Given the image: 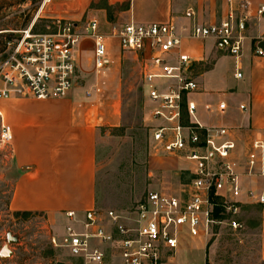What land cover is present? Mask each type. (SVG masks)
Masks as SVG:
<instances>
[{"label":"built area","instance_id":"1","mask_svg":"<svg viewBox=\"0 0 264 264\" xmlns=\"http://www.w3.org/2000/svg\"><path fill=\"white\" fill-rule=\"evenodd\" d=\"M54 0H39L30 23L9 29L0 47V99L24 97L59 99L79 84L76 48L93 38L94 65L99 72L112 63L98 33V21L85 26L58 16L46 19L53 31L37 30L43 12ZM228 11L212 23L195 20L189 9L179 24L174 17L162 21H130L115 28L122 46L138 54L145 93L157 123L152 140L165 153H179L191 165V179L181 192L150 189L125 216L114 209L68 210L64 247L85 264H170L184 235H208L216 223L227 221L246 203L264 208V137L254 138L243 164L236 157L238 140L232 128L205 125L191 94L199 89L194 60L181 50L184 39L213 38L238 59L249 38L253 16L264 20V3L252 12L250 0H228ZM254 13V15H253ZM255 54L264 55V30L252 37ZM242 77V72H236ZM221 101L218 111L226 112ZM240 109L246 111L247 104ZM0 144L13 140L11 126L0 110ZM219 210V211H218ZM234 227L237 220L230 221ZM56 243V239H54Z\"/></svg>","mask_w":264,"mask_h":264},{"label":"crops","instance_id":"2","mask_svg":"<svg viewBox=\"0 0 264 264\" xmlns=\"http://www.w3.org/2000/svg\"><path fill=\"white\" fill-rule=\"evenodd\" d=\"M75 1L70 0L71 4ZM93 1L84 0L86 16L98 21V33L106 45L108 38H117L122 45L120 37L112 35L113 28L130 21L148 23L174 17L183 24L189 21L185 13L191 8L196 21L212 23L229 8L228 0H115L118 7L109 13L106 5L93 7ZM250 1L252 12L264 3ZM67 17L78 19L81 14ZM263 30L264 20L253 16L247 25L249 38L238 59L213 38L183 40L181 50L191 55L194 65L208 64L199 71V89L190 96L198 103L203 124L230 127L239 131L237 137H264V55L255 54L252 44V37ZM90 40L94 41L89 37L80 42L81 50ZM238 70L242 77L236 76ZM93 82L94 78H90L77 84L65 98L0 99L3 119L13 132L8 146L14 172L9 202L12 211L44 213L68 223V210L102 208L97 206L102 127L119 122L108 105L100 103ZM221 101L228 104L224 113L218 111ZM242 103L247 104L246 111L240 109ZM183 244L182 240L180 247Z\"/></svg>","mask_w":264,"mask_h":264},{"label":"rangeland","instance_id":"3","mask_svg":"<svg viewBox=\"0 0 264 264\" xmlns=\"http://www.w3.org/2000/svg\"><path fill=\"white\" fill-rule=\"evenodd\" d=\"M115 2V0H113ZM39 0H0V30L19 29L33 19ZM94 0L93 7L107 6L113 13L118 3ZM87 11V10H86ZM84 0H54L46 9L37 30L53 31L48 17L58 16L85 26ZM81 14L70 18L68 15ZM115 28L114 27L113 31ZM108 33V32H105ZM113 33V32H112ZM4 34H0V47ZM76 48L79 62V83L94 78L93 87L100 103L108 105L119 125L102 127L98 148L97 206L114 209L125 216L130 213L150 189L181 192L191 179L190 163L179 153H165L152 140V128L157 123L152 116V104L143 86L141 62L138 54L124 48L117 38H108L107 48L111 65L97 71L94 65L95 48L92 40ZM208 68L205 63L194 65L199 82V71ZM204 80V78H203ZM103 122V121H101ZM1 127V125H0ZM236 157L245 158L253 139L237 137ZM236 132V133H235ZM8 144H0V251L8 245L9 253L0 256V264H85L82 258L72 257L63 245L67 221L53 219L44 213H25L10 209L14 172ZM237 220V228L230 221ZM264 208L244 203L239 212L227 221L216 223L208 235L191 241L184 235V244L177 250L170 264H264ZM11 233L15 240H8ZM56 239V243L54 241ZM190 240V241H189Z\"/></svg>","mask_w":264,"mask_h":264},{"label":"water","instance_id":"4","mask_svg":"<svg viewBox=\"0 0 264 264\" xmlns=\"http://www.w3.org/2000/svg\"><path fill=\"white\" fill-rule=\"evenodd\" d=\"M8 240L12 241V240H15V237L9 233L8 234ZM7 253H9V248H8V245H4L3 248L1 249L0 251V256L3 257L5 256Z\"/></svg>","mask_w":264,"mask_h":264},{"label":"bare ground","instance_id":"5","mask_svg":"<svg viewBox=\"0 0 264 264\" xmlns=\"http://www.w3.org/2000/svg\"><path fill=\"white\" fill-rule=\"evenodd\" d=\"M2 32H5V31H0V33H2Z\"/></svg>","mask_w":264,"mask_h":264},{"label":"trees","instance_id":"6","mask_svg":"<svg viewBox=\"0 0 264 264\" xmlns=\"http://www.w3.org/2000/svg\"><path fill=\"white\" fill-rule=\"evenodd\" d=\"M219 211V210H218ZM25 213H29V212H25Z\"/></svg>","mask_w":264,"mask_h":264}]
</instances>
